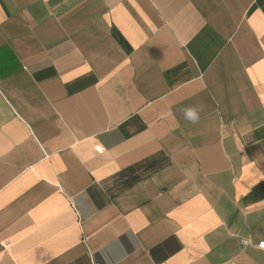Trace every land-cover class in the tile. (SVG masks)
Masks as SVG:
<instances>
[{"label": "crops", "instance_id": "crops-1", "mask_svg": "<svg viewBox=\"0 0 264 264\" xmlns=\"http://www.w3.org/2000/svg\"><path fill=\"white\" fill-rule=\"evenodd\" d=\"M262 243L264 0H0V264Z\"/></svg>", "mask_w": 264, "mask_h": 264}, {"label": "clouds", "instance_id": "clouds-1", "mask_svg": "<svg viewBox=\"0 0 264 264\" xmlns=\"http://www.w3.org/2000/svg\"><path fill=\"white\" fill-rule=\"evenodd\" d=\"M199 111H202V108L201 109H197L196 107L185 108L183 110L184 117L186 120L195 123L199 120Z\"/></svg>", "mask_w": 264, "mask_h": 264}, {"label": "built area", "instance_id": "built-area-1", "mask_svg": "<svg viewBox=\"0 0 264 264\" xmlns=\"http://www.w3.org/2000/svg\"><path fill=\"white\" fill-rule=\"evenodd\" d=\"M260 247L264 249V243H262V244L260 245Z\"/></svg>", "mask_w": 264, "mask_h": 264}]
</instances>
